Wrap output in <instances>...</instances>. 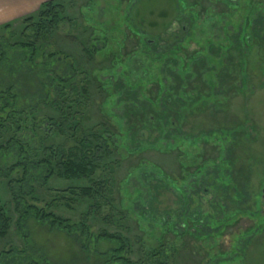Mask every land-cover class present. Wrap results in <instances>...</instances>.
<instances>
[{
  "label": "rangeland",
  "instance_id": "obj_1",
  "mask_svg": "<svg viewBox=\"0 0 264 264\" xmlns=\"http://www.w3.org/2000/svg\"><path fill=\"white\" fill-rule=\"evenodd\" d=\"M62 4L64 21L48 39L36 42L32 30L30 42L22 38L29 16L0 33V94L10 96L0 97V202L12 218L0 239V255L11 254L5 264H264V0ZM245 28L248 49L237 46ZM34 42L33 59L31 49L15 45ZM64 102L74 128L52 133ZM95 134L113 153L93 177L107 181L98 207L68 201L88 180L51 176L42 163L51 147L78 149ZM199 168L217 192L197 189L191 176ZM162 174L191 187L187 213ZM17 205L49 211L73 233L29 217L21 236ZM194 210L202 223L191 237L183 230ZM164 212H175V229Z\"/></svg>",
  "mask_w": 264,
  "mask_h": 264
},
{
  "label": "trees",
  "instance_id": "obj_2",
  "mask_svg": "<svg viewBox=\"0 0 264 264\" xmlns=\"http://www.w3.org/2000/svg\"><path fill=\"white\" fill-rule=\"evenodd\" d=\"M65 0H58L54 2H47L41 6V9L38 11V13L29 16L25 20H23V24L25 25V29L23 30L21 36L24 40L30 42L31 39H29L28 36H26L27 30L33 31L32 38L36 40V42L42 41L43 39H48L55 30L59 27V25L64 21L63 18H61V13L63 11V4L62 2ZM36 15V16H35ZM248 26V24H247ZM246 26V28H247ZM13 27V25L8 24L0 28V33H3L5 31L10 30ZM243 30V36L241 40L237 41L238 48L242 49H248L249 42L247 34V29ZM1 40V39H0ZM148 46L154 50L157 49V44L154 42H148ZM16 46L20 48H29L32 52V59L35 58V50H36V44L35 42L32 44H25L22 43H16ZM97 48H101L100 45H95ZM94 46V47H95ZM2 45L0 43V50H2ZM165 48H162L164 50ZM101 50V49H100ZM162 52V51H161ZM107 53H111L110 51H107ZM2 59H5L6 54L4 52L1 53ZM114 60H117V57L114 58ZM190 69L189 65H185L184 68L181 69V72H188ZM161 87V84L159 85ZM86 93V91H84ZM5 94H0V97H10L9 92ZM62 98H60V102L64 100V94L61 95ZM59 102V101H58ZM65 102L63 104H57L56 107H58L62 111L63 119L58 120V122H52V133L55 131L60 130L63 135H66L72 128L71 121L69 120V116H71V109H67L65 107ZM65 112V113H64ZM161 122H165L167 124V119L161 118ZM74 128V126H73ZM72 128V130H73ZM160 128L161 135H163V131ZM78 149H70L68 151H65L62 149V147H51L44 153L46 156L43 157L42 163L49 164V171L51 176H58L60 178L70 180V181H81V180H88V182L91 184L88 188L83 189H72L70 190V195L73 198H69L68 201L75 203V200H79L80 198H85L88 200L93 201L94 206H99V200L102 199V196H104L105 192V185L107 184V181L104 180L103 182H95L93 177L94 174L101 168L104 167L107 162L112 161L113 159V153L111 150V145L109 144V140L104 139L103 137L96 136V134L89 140V139H82L79 141ZM222 150V148H221ZM220 150V151H221ZM49 152V155L47 153ZM21 153H23L24 156H26L27 159V152L23 145H21ZM218 157H221V153L218 154ZM29 158V157H28ZM17 167H21V165H18ZM182 168V165H180ZM26 169V166L24 167ZM164 175V174H162ZM172 183V185L176 188V191L180 194V201H181V209L184 211V213H187V210L189 209V190H191V187L189 186H183L182 188H178L177 181L168 177L163 176ZM192 179L197 184V189L202 191L204 190L207 193H210V190L208 188L213 189V192H215L217 189L213 186V178H208L205 182L202 180L205 176H203L202 169H196L192 174ZM227 182H231L232 186L234 185L236 187V183L234 184V178L233 176H226ZM232 177V179H231ZM201 183H200V182ZM105 183V184H104ZM198 185H201L198 187ZM248 182L245 181L242 183V191L245 193V197L250 198L249 194V186ZM211 186V187H210ZM165 188V187H163ZM155 189H159V186H155ZM216 189V190H215ZM217 192V191H216ZM217 196V194H216ZM14 197H16L14 195ZM157 197L154 195L150 198L149 206H150V212L153 214H156L157 211L154 207V204L157 201ZM247 201V200H246ZM70 205V204H68ZM186 207V209H185ZM14 211L19 214V220L16 223V230L18 233L23 236L24 230H25V221L29 217L35 218L36 221L42 222V223H50L52 227L58 228L64 231H67L69 234L73 233L74 228L69 226V224H66V220H63L54 214L49 213V211H43L39 210L36 207H28L26 210H22L19 205L17 207H14ZM173 213L175 212H164L162 214V218L164 217L166 219V223L170 227V229H175V225L173 224ZM192 214L187 215L184 223V233L185 235H189L192 237L193 232L197 231L198 228L201 227V220L198 217L197 211L194 210L191 212ZM82 223L79 225V230L85 232L87 230L86 224L89 222V217L83 216ZM68 223V222H67ZM12 226V218H11V212L9 207L6 204H2L0 202V239H5L11 229ZM180 232V230L178 231ZM101 238L105 240H118V237L110 236L107 234H103ZM120 245L123 247L124 241L118 240ZM14 253V252H13ZM148 255V254H147ZM154 252H150V254L147 256L150 259H153L155 257ZM14 257V255L12 254ZM11 259V254H1L0 255V264H5L8 260ZM123 264H128V260H121Z\"/></svg>",
  "mask_w": 264,
  "mask_h": 264
},
{
  "label": "crops",
  "instance_id": "obj_3",
  "mask_svg": "<svg viewBox=\"0 0 264 264\" xmlns=\"http://www.w3.org/2000/svg\"><path fill=\"white\" fill-rule=\"evenodd\" d=\"M58 0H0V28L38 13L47 2Z\"/></svg>",
  "mask_w": 264,
  "mask_h": 264
}]
</instances>
